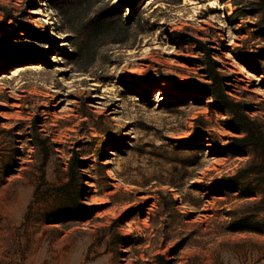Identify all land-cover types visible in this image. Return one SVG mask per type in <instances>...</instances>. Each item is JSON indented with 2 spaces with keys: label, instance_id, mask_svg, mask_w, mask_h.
Wrapping results in <instances>:
<instances>
[{
  "label": "rangeland",
  "instance_id": "374dc122",
  "mask_svg": "<svg viewBox=\"0 0 264 264\" xmlns=\"http://www.w3.org/2000/svg\"><path fill=\"white\" fill-rule=\"evenodd\" d=\"M236 1L0 0V264H264V190L227 185L254 155L182 84L209 83V52L264 134V37Z\"/></svg>",
  "mask_w": 264,
  "mask_h": 264
},
{
  "label": "trees",
  "instance_id": "16d2710c",
  "mask_svg": "<svg viewBox=\"0 0 264 264\" xmlns=\"http://www.w3.org/2000/svg\"><path fill=\"white\" fill-rule=\"evenodd\" d=\"M230 2L234 7L239 6L236 0H223ZM119 4H135L137 0H118ZM251 9L248 16L259 17L256 28L259 29L258 34L264 37V0H250L247 2ZM209 63L207 65V77L209 83H197V82H184L182 83L183 91L195 92L202 95L205 98L213 100L214 106L221 113L229 115L231 117L230 128L236 134L241 135L240 138L234 139L237 144L242 147L251 149L254 158L248 165V168L239 170L237 175L232 178L233 183L227 185L234 189L239 190L241 197L252 198L256 196V189L264 190V134L259 133L254 122L247 119L243 114H240L242 105L237 104L233 99L227 95L226 87L223 85V80L219 77L216 71L215 63L210 58L208 52ZM181 84V85H182ZM182 90V87H181ZM241 180L251 181L255 189L252 193L244 191L243 185H240ZM241 224V222H239ZM239 223H233L231 226L232 232H244L249 231L247 227L237 225Z\"/></svg>",
  "mask_w": 264,
  "mask_h": 264
},
{
  "label": "bare ground",
  "instance_id": "6f19581e",
  "mask_svg": "<svg viewBox=\"0 0 264 264\" xmlns=\"http://www.w3.org/2000/svg\"><path fill=\"white\" fill-rule=\"evenodd\" d=\"M43 7V5H42ZM40 14V12L38 13ZM156 35V34H155ZM159 35V34H158ZM156 38V37H155ZM158 42V41H157ZM156 41L154 42V44H158ZM157 49V47L155 48ZM139 59V58H138ZM137 60V59H136ZM142 62V61H141ZM136 63V62H135ZM137 64V63H136ZM131 65V64H130ZM115 67V68H114ZM136 67V66H135ZM113 69V70H112ZM111 71L109 74H114L115 75V78H118L122 75H130V74H133L134 71L129 67L128 64H126V62L124 64H121L119 66H112L110 68ZM111 84V83H110ZM110 84H98L100 88H103L102 92L103 93H106L108 91H111L112 89H110Z\"/></svg>",
  "mask_w": 264,
  "mask_h": 264
}]
</instances>
